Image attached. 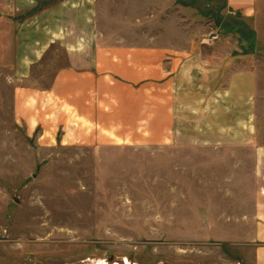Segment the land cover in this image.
Instances as JSON below:
<instances>
[{
	"label": "rangeland",
	"instance_id": "1",
	"mask_svg": "<svg viewBox=\"0 0 264 264\" xmlns=\"http://www.w3.org/2000/svg\"><path fill=\"white\" fill-rule=\"evenodd\" d=\"M259 6L252 27L225 0H0V264H259L241 200L264 146ZM196 45L256 52V107L189 73ZM159 47L186 72L161 78ZM83 49L95 93L63 78Z\"/></svg>",
	"mask_w": 264,
	"mask_h": 264
},
{
	"label": "crops",
	"instance_id": "2",
	"mask_svg": "<svg viewBox=\"0 0 264 264\" xmlns=\"http://www.w3.org/2000/svg\"><path fill=\"white\" fill-rule=\"evenodd\" d=\"M259 1L260 0H225V7L223 8L224 16L225 18H232L252 27L254 25L259 27ZM233 35L234 34L231 32L227 33L228 38L233 37ZM223 44L226 45L224 42ZM134 52V50H128L125 52L122 50L116 52L113 57H133L135 54ZM189 52L190 53H187V56L190 58V64H193L194 66V69L190 70L189 73L204 75L207 91H218V89H222L224 93L223 96L229 97L231 93L232 95H236L239 103L243 102L245 105L248 104L249 106H252L254 102L256 107L259 86L256 71H253L250 68L251 60L252 58L255 59L256 52L254 54H247L249 52L244 53L239 50L238 53H235L233 50L226 52L225 49L226 53L219 56L215 55L214 52L207 50L204 52L203 49L199 48L197 45L193 46ZM144 53L146 54V57L150 54L153 56L156 54L158 56V74L161 78H164V80L167 78L166 73H168V77L173 74V77H175V75H178L179 73L182 74V72H186V70H181L182 64L180 65V61L177 60V55H171L172 53L177 54V50L171 51L165 47H159L156 52L148 50ZM77 54L78 58L76 56L70 58V68L63 73V78L65 79L67 77L70 81L74 82L78 79L80 83L82 82L83 84L84 81H82V79L87 77L91 84V86L88 87L90 89L89 91L95 93L96 88L94 86H96V69L99 67V64L91 59L95 58L93 55L96 54V51H87V49H83V51H79ZM169 57H174L172 69L166 65V59ZM76 86L78 88L77 93L74 94V96L79 97L78 91L81 90L82 87L81 84ZM66 106L67 111L72 115H77L78 120L88 121L86 118L78 116L80 110L76 108V105L68 103ZM253 151V193H249V196L244 193V196L241 199L245 202L247 197H249L251 202L248 204V211L245 210L243 213V217L250 218L247 221L246 226L253 229V233L264 234V146H254ZM257 254L259 255V264H264V248H261Z\"/></svg>",
	"mask_w": 264,
	"mask_h": 264
},
{
	"label": "built area",
	"instance_id": "3",
	"mask_svg": "<svg viewBox=\"0 0 264 264\" xmlns=\"http://www.w3.org/2000/svg\"><path fill=\"white\" fill-rule=\"evenodd\" d=\"M219 39V35L211 32L204 38L203 42L207 45H213Z\"/></svg>",
	"mask_w": 264,
	"mask_h": 264
}]
</instances>
